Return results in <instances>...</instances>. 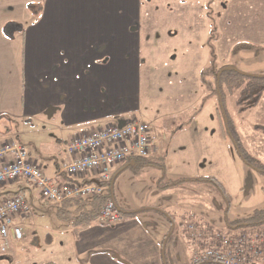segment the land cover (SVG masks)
Listing matches in <instances>:
<instances>
[{"label": "crops", "instance_id": "crops-1", "mask_svg": "<svg viewBox=\"0 0 264 264\" xmlns=\"http://www.w3.org/2000/svg\"><path fill=\"white\" fill-rule=\"evenodd\" d=\"M206 3L208 12L216 5L230 4L231 13L264 14V0ZM31 5L38 12L36 19ZM143 10V0H0V147L10 141L21 143L48 178L62 183L67 180L60 176L62 164L71 160L66 145L78 135L121 125L139 115L151 126L157 143L149 158L153 165L126 168L113 184L120 211L155 210L135 218L122 214L123 221L114 226L94 223L78 236L58 218L56 206L44 202L31 183L0 185V202L22 195L29 207L26 216L15 219L24 239H11L6 253L0 239V264L48 263L30 261L24 255L26 245L36 239L43 240L44 252L65 248L62 264H170L169 256L166 260L163 256V244L171 233V261L179 264L180 258L190 254L184 264H192L202 239L233 231L226 221L231 208L225 211L211 185L187 183L169 190L159 188L161 180L164 185L183 178H219L222 162L211 146L208 149L204 145L200 151L194 148L192 133L206 109L214 110L211 102L171 140L207 98L202 82L204 68L197 67L194 84L198 85L192 91L178 80L173 93L186 96L187 104L170 107L173 103L167 102L162 114L152 110L156 106L147 85L143 87V76L153 77L156 45L137 31ZM10 22L25 26V32L13 40L3 33ZM178 55V49L169 51L166 64L170 71ZM174 74L178 77V73L167 71V78ZM182 115L188 119L176 125ZM216 121L222 136L221 120ZM207 122L200 131L205 144L212 140L217 124L213 119ZM164 134L169 135L167 140L162 138Z\"/></svg>", "mask_w": 264, "mask_h": 264}, {"label": "rangeland", "instance_id": "rangeland-1", "mask_svg": "<svg viewBox=\"0 0 264 264\" xmlns=\"http://www.w3.org/2000/svg\"><path fill=\"white\" fill-rule=\"evenodd\" d=\"M143 1V18L137 27V31L141 32L144 38L153 39L156 45L152 59L157 66L153 67L151 71L153 77L143 76V87L147 85L151 95H153V105L156 108H152V110H157V112L154 111L155 114H162L167 109L165 105L167 102L173 103L169 105L170 107L178 106V103L187 104L188 98L186 96L175 95L173 91L177 90L179 86L178 80H183V86L188 84V90L189 88L191 91L196 89L198 84H194V78L197 67L205 70L210 68L211 56L208 40L215 25L217 32L214 47L218 56L217 67L232 66L247 74L264 75V14L231 13L230 4L228 6L216 5L212 7L214 25L207 15L208 3L206 1L210 2L211 0ZM146 7L148 8L146 9ZM173 32H176L177 35H174ZM237 44H255L257 47L253 51H242L238 55H233L231 50ZM172 48L179 50L175 68H172V71L173 69L176 71L173 72L166 64L167 55ZM167 71L170 74L178 73V77L174 74L167 78ZM205 80L211 86L214 85L212 73L207 74ZM204 87L207 95L205 101L207 104L211 102L214 110L210 107L206 109L202 116V122L197 126L195 133H192L195 137L194 148L200 151V148L204 150L203 146L206 145L208 149L211 146L218 152L222 168L218 175L220 179H217L227 187L232 198L229 220L230 222L245 220L251 218L256 210H264V176L246 166L239 158L233 143L229 139H224L223 134L220 136L219 124L216 121L219 118L216 115L217 96L209 91L207 86L204 85ZM226 95L228 110L235 121L243 144L251 156L264 164V95L256 107L248 101L238 103L241 91L231 94L226 89ZM137 118L143 119L139 115ZM187 119V115H182L176 120V125H182ZM210 119H213L217 124L214 133L211 134L212 140L209 139V143L205 144L201 140L200 131L205 128L202 126L209 123L207 121ZM154 137L156 142L155 134ZM162 138L167 140L169 135L164 134ZM217 195L226 211L225 201L220 194ZM247 230L249 229L241 230V232ZM40 240L42 239H36L33 243L26 245L24 255L30 261L37 263L44 261L45 263L48 262L46 264H62L65 253H67L65 248L60 247L57 252H55L56 250L44 252L43 249L45 248L41 246ZM202 241H204V244L201 243L203 248L212 247L213 240L210 238L202 239ZM203 248L200 247V250ZM168 256L170 264H174L169 254ZM189 258L190 254L185 255L184 259L180 258L179 264H184Z\"/></svg>", "mask_w": 264, "mask_h": 264}, {"label": "built area", "instance_id": "built-area-1", "mask_svg": "<svg viewBox=\"0 0 264 264\" xmlns=\"http://www.w3.org/2000/svg\"><path fill=\"white\" fill-rule=\"evenodd\" d=\"M155 150L151 126L136 118L121 125L92 130L76 136L66 145L71 160L62 164L60 176H66L67 180L60 183L45 175L26 146L10 141L0 147V185L26 181L34 186L44 202L54 206L73 199L87 200L106 195V184L112 181L117 171L137 159L151 158ZM9 157H12L11 161ZM28 212V204L22 195L0 202L2 252L9 250L11 239H24L23 230L16 225L15 219ZM121 221L120 209L109 200L102 207L98 222L114 226ZM211 240L212 247L201 246L203 250L194 256L192 264H264V226L244 232L216 233Z\"/></svg>", "mask_w": 264, "mask_h": 264}, {"label": "trees", "instance_id": "trees-1", "mask_svg": "<svg viewBox=\"0 0 264 264\" xmlns=\"http://www.w3.org/2000/svg\"><path fill=\"white\" fill-rule=\"evenodd\" d=\"M31 13L34 18L38 17V12L35 11L34 5L29 6ZM209 19L215 25V20L213 19V12L210 9L208 12ZM25 26L18 22H10L4 26L3 33L4 35L13 40L17 34L24 33ZM217 27L213 29L210 39L208 41V46L210 48L211 56V65L210 68L205 70L202 73V82L207 89L217 96L218 107L217 114L222 124V134L224 139H229L239 156L242 162L249 168L255 170L259 174L264 176V164L251 156L249 151L246 149L245 145L242 142V138L238 133L235 121L233 120L228 107H227V95L226 89L233 94L236 91H241V97L238 103H243L245 101L252 102V106L256 107L259 105V101L264 95V75H254L241 72L236 67L224 66L221 68L217 67L218 56L216 55V50L214 47V41L216 40ZM257 46L255 44H237L231 50V54L238 55L242 51H253ZM212 73L214 75V85L211 86L206 80L205 77L207 74ZM206 101L202 103L200 108L190 117L187 123L183 124L172 136L171 140L175 137L177 133L183 130L188 126L195 117H197L204 109ZM153 165L149 159H137L131 165H126L121 170L117 171L112 179V181L106 186L108 187V192L106 195L95 196L87 200H68L65 201L62 205L56 206L58 218L65 224L70 225L76 236L82 230H85L92 226L94 223L98 222L100 212L102 207L109 201L114 199L113 194V184L118 175V173L129 167L143 168L146 166ZM163 175L166 174V169L164 166L161 167ZM161 180L159 182V188L161 190H169L187 183H203L211 185L223 198L227 205V210L229 211L232 205V198L227 189V187L215 177H201V178H183L177 181L170 183H164ZM116 203V202H115ZM150 210H155L154 208L142 209L134 212H123L124 217L126 218H135L138 214L142 212H147ZM163 212L166 216L170 217L167 213ZM227 227L233 231H241L245 229L259 228L264 226V210H256L251 218L240 220L236 222H230L228 217L226 218ZM173 233L169 234L163 244V256L166 260L170 248L174 246ZM204 264H219V263H204Z\"/></svg>", "mask_w": 264, "mask_h": 264}]
</instances>
